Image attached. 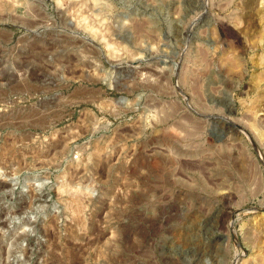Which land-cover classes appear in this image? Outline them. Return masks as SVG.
<instances>
[{"label":"rangeland","instance_id":"obj_1","mask_svg":"<svg viewBox=\"0 0 264 264\" xmlns=\"http://www.w3.org/2000/svg\"><path fill=\"white\" fill-rule=\"evenodd\" d=\"M0 264H264V0H0Z\"/></svg>","mask_w":264,"mask_h":264}]
</instances>
